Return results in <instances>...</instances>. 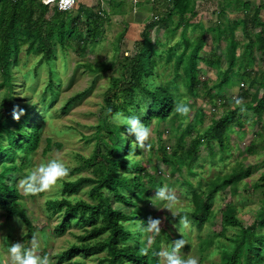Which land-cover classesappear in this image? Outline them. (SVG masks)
I'll return each instance as SVG.
<instances>
[{"label":"rangeland","instance_id":"rangeland-1","mask_svg":"<svg viewBox=\"0 0 264 264\" xmlns=\"http://www.w3.org/2000/svg\"><path fill=\"white\" fill-rule=\"evenodd\" d=\"M154 1L79 0L73 12L83 6L86 10L102 8L109 15L105 34L97 43L84 55L73 49L63 51L57 48L56 57L50 64H41L37 55L26 56L23 52L20 56L19 69L23 76L19 77L18 86L15 85L14 95L20 104L34 107L29 126L33 128L40 125V141L25 162L24 153L15 150L19 154L17 166L21 170L14 176V182L10 180L9 184L14 183L19 189L23 211L34 229L30 231L19 219L8 220L5 211L0 208L2 264H11L7 247L16 242L34 250L37 255L49 256L52 264H96L99 261L101 256L83 255L61 260V255L78 242V237L84 235V229L73 223L64 236H58L55 229L62 222V216L50 212L47 203L63 196L65 183L86 177L94 178L95 172L101 168L93 158L101 144L100 139L109 142V136L105 132L100 133L99 128L106 123H115L109 112L104 110L105 93L113 80L122 76L123 64L136 54V44L142 42L145 28L154 20L158 24L151 33V40L158 45L156 59L160 64L155 85L166 88L175 98L176 104H188L192 109L191 118L180 117L174 112L168 121H153L148 125L152 129V148L148 151L140 149L141 153H133L131 158L134 165H143L154 179V183L146 182L151 195L147 200L137 202L136 209L120 204L117 206L127 214L139 211L148 220H161L158 241L153 240L149 244L150 234L141 232L140 242L143 245L153 248L156 244L160 252L169 248L173 241L184 238L187 244L181 249V256L185 259L194 257L198 264H221L223 254L234 249L231 240L236 238L239 229L224 226L222 213L227 208H234L237 218L245 226L257 223L264 206V119L261 125L256 124L255 113L247 110L241 113L234 104V98H241L244 91L249 93L252 100L258 86L251 89L248 82L244 81L247 75L245 68L259 76L263 75L262 56L257 55L256 61L251 64L239 60L231 83L224 87L220 85L228 67L224 51L229 30L234 29L240 50L239 58L247 54L243 6L235 0H197L198 15L194 18L188 15V22L178 27L180 21L177 16L164 24L159 21L167 9L161 0L158 6ZM242 1L249 3L252 9L262 7L264 20V0ZM221 10L223 14H220ZM250 29L253 34L256 33L254 27ZM194 57L198 59V79L202 84L198 86L196 94H191L187 69ZM100 66H104L107 71H98ZM88 67L97 70V73H91ZM4 82L0 73V84ZM79 94L84 96L68 106L69 100ZM6 95L7 88L4 87L0 90V109ZM147 101L142 97L137 101L143 108L142 113L148 111ZM243 101L246 107L248 102ZM132 111L134 115H139L138 110ZM234 111H238L237 121L227 135L226 148L223 150L213 139L211 128ZM198 136L203 139L199 148L200 158L190 166L187 152ZM165 154L181 169L180 175L175 178L170 177L175 169L174 164L165 163ZM57 157L70 168L69 178L52 191L25 195L19 188V181L35 167ZM90 162L94 164L88 166ZM242 168H250V176L236 187L222 190L211 199L213 217L199 230L191 216L194 210L193 194L206 192L212 184ZM163 186L172 189L177 196L178 203L171 211L164 209L163 203L154 199L156 190ZM91 188L83 187L72 197V201L92 203L89 196ZM133 201L136 202L135 199ZM185 215L191 226L181 234L180 217ZM137 224L140 223H129L127 227L132 229Z\"/></svg>","mask_w":264,"mask_h":264},{"label":"trees","instance_id":"trees-1","mask_svg":"<svg viewBox=\"0 0 264 264\" xmlns=\"http://www.w3.org/2000/svg\"><path fill=\"white\" fill-rule=\"evenodd\" d=\"M243 6L245 20L243 31L247 38V54L239 58V45L235 40L234 29L228 32V41L225 48L228 67L225 71L221 87L229 85L233 79L234 68L239 60L251 64L256 56L261 55L264 60V20L263 8L252 9L249 3L235 0ZM167 12L159 21L164 24L174 16L179 18L180 27L189 20L188 15L196 17L197 0H161ZM160 5V0L154 1ZM224 11L221 10L220 14ZM192 19V18H191ZM109 22V15L102 8L86 10L80 6L77 12L61 13L56 9L45 6L41 0H0V73L5 82L0 84V90L7 88V95L0 109V208L5 211L8 220L19 219L32 231L34 229L21 204V194L17 186L9 184L14 182V176L21 168L17 166L18 149L24 153V162L33 152L40 141V125L30 128L32 109L20 104L14 95L15 85L18 86L20 72V56L37 55L40 63L50 64L56 57V50H76L84 55L89 48L97 43L105 34ZM154 20L147 25L143 33V40L136 44V54L123 64L122 76L114 79L111 87L104 97V110L108 111L110 118L116 113L131 116L133 109L138 110L141 122L149 125L153 121H168L175 112V98L164 87H156L157 70L160 66L156 59L158 45L151 40V33L157 26ZM250 27H254L253 34ZM187 47L189 42L186 41ZM198 59L194 57L189 61L187 79L191 94H196L198 86L202 84L198 79ZM91 73H97L88 67ZM246 69V78L251 89L258 86L256 94L250 101L248 92L242 97L248 102L247 111H253L257 117L256 124L261 125L264 119V74L259 76ZM98 71H107L100 66ZM79 94L69 100L68 106L83 97ZM142 97L147 101V112L137 104ZM19 106L24 109V115L17 121L13 119V109ZM234 111L230 116L224 117L213 124L211 135L221 149H225L226 138L237 121ZM29 126V129L27 128ZM109 136V142L103 139L99 145L93 161H97L101 168L95 172L94 178H81L73 183H65L62 197L49 201L48 210L62 216V222L56 227L58 236H64L73 223L84 229V235L78 237L73 244L61 255V260H70L77 255L85 257L101 256L96 264H159L158 250L155 244L149 248L140 242L141 232L133 233L127 224H147V217L139 211L125 213L117 205H126L132 209L137 208V202L147 200L151 190L147 183H154V179L147 173L146 168L135 163L131 158L134 153L139 155L140 149L135 146L134 136H128L126 126H117L116 123H106L99 128ZM203 139L196 137L187 152L189 165H193L200 158V146ZM7 144V145H5ZM103 147V149H101ZM166 153V151H164ZM165 163L174 164L175 169L170 177L180 175V167L165 154ZM94 163L90 162L89 165ZM250 168L236 170L233 174L212 184L206 192L193 194L194 210L191 214L194 225L202 230L213 217L211 199L222 190L236 187L250 176ZM264 182V179H263ZM91 186L89 196L92 203L80 200L72 201L83 187ZM136 200V202L133 201ZM264 201V188H263ZM222 222L225 227L239 229L236 238L231 240L234 249L225 252L221 264H264V206L255 225L247 227L238 218L234 208H227L222 213ZM224 235V231L223 234ZM159 236L154 238L157 242ZM147 249L145 254L142 249ZM0 264L1 260H0Z\"/></svg>","mask_w":264,"mask_h":264},{"label":"clouds","instance_id":"clouds-1","mask_svg":"<svg viewBox=\"0 0 264 264\" xmlns=\"http://www.w3.org/2000/svg\"><path fill=\"white\" fill-rule=\"evenodd\" d=\"M72 0H62L65 6H70ZM66 7L62 10H66ZM234 104L239 107L240 112L246 111L244 107L243 98H234ZM192 109L188 104L183 102L177 103L175 112L180 117L190 119ZM24 109L16 106L13 109V119L19 120L23 116ZM113 120L117 126H126L128 136H134L135 146L143 151H148L152 148L150 138L152 136V129L150 126L141 122L140 118L131 115L124 116L123 113H116ZM70 168L66 166L64 161L59 157L48 160L46 163L40 164L38 167L32 169L23 179L19 181V188L23 190L25 195H37L52 191L60 186V182L69 178ZM155 200L163 203L164 209L172 210L178 203L175 192L167 186L159 187L154 196ZM181 234L183 231L190 229V221L187 215L180 217ZM161 220L149 219L147 224H137L131 229L133 233L139 231L144 234H150L148 243L151 244L156 236L161 233ZM183 237V235H182ZM187 244L184 238L173 241L172 245L157 253L160 258V264H198L196 258H183L181 256V249ZM147 254V249H142ZM7 252L11 258V264H52L49 256H40L34 250L25 248L21 242H16L8 245Z\"/></svg>","mask_w":264,"mask_h":264},{"label":"built area","instance_id":"built-area-1","mask_svg":"<svg viewBox=\"0 0 264 264\" xmlns=\"http://www.w3.org/2000/svg\"><path fill=\"white\" fill-rule=\"evenodd\" d=\"M41 2L52 9H56L61 13H69L74 11L77 8V4L79 0H72L70 6H65L64 3H62V0H41ZM66 7V10H62L63 8Z\"/></svg>","mask_w":264,"mask_h":264}]
</instances>
